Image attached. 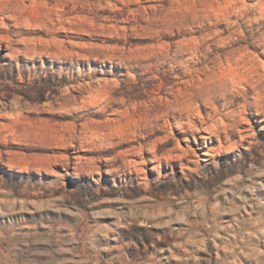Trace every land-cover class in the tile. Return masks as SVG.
<instances>
[{
    "label": "rangeland",
    "instance_id": "374dc122",
    "mask_svg": "<svg viewBox=\"0 0 264 264\" xmlns=\"http://www.w3.org/2000/svg\"><path fill=\"white\" fill-rule=\"evenodd\" d=\"M0 264H264V0H0Z\"/></svg>",
    "mask_w": 264,
    "mask_h": 264
}]
</instances>
